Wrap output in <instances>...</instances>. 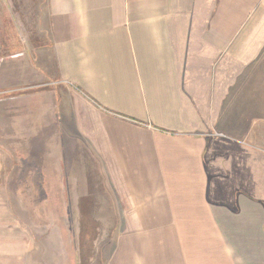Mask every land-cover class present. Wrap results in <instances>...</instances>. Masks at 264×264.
Masks as SVG:
<instances>
[{"label":"crops","instance_id":"obj_1","mask_svg":"<svg viewBox=\"0 0 264 264\" xmlns=\"http://www.w3.org/2000/svg\"><path fill=\"white\" fill-rule=\"evenodd\" d=\"M46 12L0 57V264L74 255L80 199L105 264H264V0Z\"/></svg>","mask_w":264,"mask_h":264},{"label":"rangeland","instance_id":"obj_2","mask_svg":"<svg viewBox=\"0 0 264 264\" xmlns=\"http://www.w3.org/2000/svg\"><path fill=\"white\" fill-rule=\"evenodd\" d=\"M46 9L47 0H0V57L10 53V51H17L24 40H28L32 44H36L40 40L43 41L42 37H45L44 34L47 31ZM98 183L93 182L92 184L96 187V193L100 194L101 187ZM74 200L78 201L76 197ZM80 200V211L82 213L77 217L79 223L77 224L76 219L74 222L75 228L76 225L79 228L74 231V237H76L74 255L70 254L69 245L63 247L64 252L68 254L63 256L64 260L61 264H71L73 262L74 264H105V257L97 254L100 241L98 235L102 231H98L96 225L89 222L90 216L92 218L96 216L95 213H92L94 207L90 208L89 205L84 204L83 199ZM69 210L72 211L70 208ZM59 217V232L62 240L64 239V242H68L67 232L69 231H67V228L70 227V222L73 221V215L61 214ZM89 235H92L91 238ZM87 236L89 237L88 239L81 240V237ZM109 248L110 245L107 244L106 251H109ZM85 251H90L89 258Z\"/></svg>","mask_w":264,"mask_h":264}]
</instances>
